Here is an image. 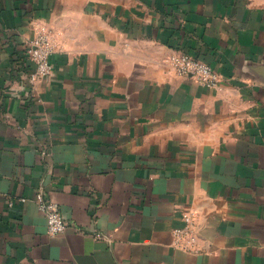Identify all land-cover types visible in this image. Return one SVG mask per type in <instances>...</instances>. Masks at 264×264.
<instances>
[{"label":"crops","instance_id":"1","mask_svg":"<svg viewBox=\"0 0 264 264\" xmlns=\"http://www.w3.org/2000/svg\"><path fill=\"white\" fill-rule=\"evenodd\" d=\"M0 264H264V0H0Z\"/></svg>","mask_w":264,"mask_h":264},{"label":"built area","instance_id":"2","mask_svg":"<svg viewBox=\"0 0 264 264\" xmlns=\"http://www.w3.org/2000/svg\"><path fill=\"white\" fill-rule=\"evenodd\" d=\"M55 45L49 38L47 31L42 27L37 36L28 41L27 54L34 66L30 80L35 83L39 78L47 76L52 70L50 56ZM168 64L179 76L192 78L195 82L214 87L220 82V75L206 62L191 56L183 51H175L167 58ZM36 202L46 218L47 231L51 235L62 232L66 226L56 202L46 199L42 192L36 194ZM195 214L193 211H184L181 215V224L172 229V243L174 246L193 250L195 248L193 228ZM96 238H102L99 232L94 233Z\"/></svg>","mask_w":264,"mask_h":264},{"label":"rangeland","instance_id":"3","mask_svg":"<svg viewBox=\"0 0 264 264\" xmlns=\"http://www.w3.org/2000/svg\"><path fill=\"white\" fill-rule=\"evenodd\" d=\"M32 39V38H31ZM29 41V40H28ZM27 46H28V44H27ZM26 52H27V49H26ZM27 57H28V54H27ZM28 59H29V57H28ZM30 61V60H29ZM30 63H31V61H30ZM32 64V63H31ZM33 65V64H32ZM33 70H34V66H33ZM33 72V71H32ZM31 72V73H32ZM31 75V74H30Z\"/></svg>","mask_w":264,"mask_h":264}]
</instances>
